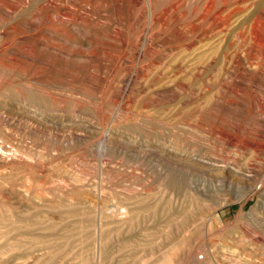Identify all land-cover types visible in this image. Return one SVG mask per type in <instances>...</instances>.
Masks as SVG:
<instances>
[{"label":"rangeland","instance_id":"obj_1","mask_svg":"<svg viewBox=\"0 0 264 264\" xmlns=\"http://www.w3.org/2000/svg\"><path fill=\"white\" fill-rule=\"evenodd\" d=\"M0 264H264V0H0Z\"/></svg>","mask_w":264,"mask_h":264},{"label":"bare ground","instance_id":"obj_2","mask_svg":"<svg viewBox=\"0 0 264 264\" xmlns=\"http://www.w3.org/2000/svg\"><path fill=\"white\" fill-rule=\"evenodd\" d=\"M149 3L151 4V0H149ZM150 8H151V16H152V13H153V9H152V7L150 6ZM64 12H66V10L64 9ZM164 14V12L162 13V15ZM207 15V14H206ZM162 17H165V15H163ZM203 17H204V15H203ZM200 18H201V15H200ZM208 19V18H207ZM202 20V19H201ZM206 20V18H204V21ZM206 21H208V20H206ZM192 23V22H191ZM184 24V23H183ZM193 24V23H192ZM201 25V24H200ZM190 26H191V24H190ZM183 27V26H182ZM186 27V26H185ZM199 27V26H198ZM197 26L195 27V28H198ZM192 29L194 28V25H193V27H191ZM186 29V28H185ZM190 32V31H189ZM191 32H192V30H191ZM183 33H184V31H183ZM183 37V36H182ZM185 37V36H184ZM258 41H263V39L261 38V40L259 39ZM259 45V44H258ZM62 49V48H61ZM54 50V49H53ZM56 50H57V48H56ZM63 51V50H62ZM58 53H61V50H58ZM65 53V52H64ZM63 54V53H62ZM67 54H69L68 52H67ZM67 54L65 55V56H67ZM57 55H59V54H57ZM252 142V141H251ZM254 142V141H253ZM246 145H249V144H246ZM251 145H253V144H251ZM257 144H255V146H256ZM258 146V145H257ZM229 167V166H228Z\"/></svg>","mask_w":264,"mask_h":264}]
</instances>
